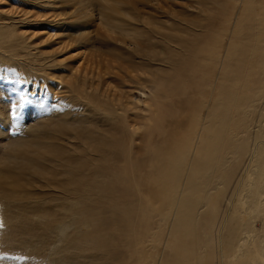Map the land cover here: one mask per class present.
<instances>
[{
	"label": "bare ground",
	"instance_id": "obj_1",
	"mask_svg": "<svg viewBox=\"0 0 264 264\" xmlns=\"http://www.w3.org/2000/svg\"><path fill=\"white\" fill-rule=\"evenodd\" d=\"M155 1L166 15H173L169 4H179L183 18L167 23L129 7L151 25L150 34L137 38L127 32L137 19H123L107 36L130 48L122 56L138 71L137 81L128 78L137 87L110 96L101 75L84 70L82 79L73 76L70 90L90 99L100 116L90 123L80 117L77 125L51 120L33 148L32 179L10 187L81 190L89 207L104 200L128 223L119 225L114 241L104 231L106 257L111 245L122 250L115 264H264V0ZM164 24L170 26H152ZM157 46L164 59L152 52ZM179 65L186 78L185 133H174V120L163 119L170 103L160 90L163 67ZM134 92L144 96V109ZM132 112L141 121L131 119ZM137 195L148 221L145 241L130 221ZM193 232L200 240L185 242L183 233Z\"/></svg>",
	"mask_w": 264,
	"mask_h": 264
},
{
	"label": "rangeland",
	"instance_id": "obj_2",
	"mask_svg": "<svg viewBox=\"0 0 264 264\" xmlns=\"http://www.w3.org/2000/svg\"><path fill=\"white\" fill-rule=\"evenodd\" d=\"M153 1L0 0V175L5 177L0 179V264H115L119 258L122 250L116 251L112 245L106 257L107 247L104 246L109 243L104 236L107 233L114 241L121 232L119 225L128 227V223L112 214L104 200H99L103 206L89 207L81 190L73 194L62 188H58L60 191L57 188H11L10 184H23L32 179L28 178V169L32 167L33 148L39 147L51 120L60 118L69 125H77L82 119L92 122L100 116L90 99L78 97L70 90L73 76L82 79L84 70L101 75L102 88L108 83L105 91L110 96L118 97L120 92L137 87L128 78L137 81L138 71L126 61L128 55L122 56L123 48H130L116 41V35L115 39H107V36L113 34L109 27L115 33L119 27L113 26L123 19H137L134 30L127 31L137 38L150 34L151 25L131 14L129 7H134L145 18L152 16L167 23L183 18L179 4H169L168 10L173 15H166L156 6V2L162 0H156L155 5ZM168 18L171 19L166 21ZM152 26L160 31V26L170 25ZM159 48L155 47L152 52L164 59L165 51ZM162 66L159 63L158 67ZM163 68L167 71L162 74V101L170 103L163 108V119L165 122L174 120V133H185L186 118L182 115L187 112V102L184 104L187 97L181 94L186 87L183 68L181 65ZM93 82L96 85L98 79L94 77ZM130 96L139 99L140 102H135L137 108L144 109L145 98L140 92ZM136 116L134 112L130 115L131 119ZM80 117L82 119L78 120ZM137 121H141L138 116ZM38 163L45 165L43 160ZM140 163L141 159L137 165ZM131 215L134 230L141 233L144 241L149 240L150 234L144 227L148 221L138 195L137 213ZM99 217L109 219V224H102ZM95 224L98 227L95 228ZM182 237L185 242L200 240L195 232L183 233Z\"/></svg>",
	"mask_w": 264,
	"mask_h": 264
}]
</instances>
